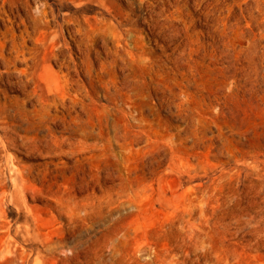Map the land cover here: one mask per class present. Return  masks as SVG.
<instances>
[{"label":"rangeland","instance_id":"obj_1","mask_svg":"<svg viewBox=\"0 0 264 264\" xmlns=\"http://www.w3.org/2000/svg\"><path fill=\"white\" fill-rule=\"evenodd\" d=\"M185 2L200 14L172 21L177 63L156 44L164 65L152 73L128 54L106 58L121 57L106 76L133 72L141 108L132 124L118 115L116 141L92 119L82 139L56 125L42 142V127L20 130L18 147L1 142L0 264H264V0ZM83 5L69 10L108 34L124 27ZM146 7L135 15L143 33ZM7 96L3 116L33 109L21 90Z\"/></svg>","mask_w":264,"mask_h":264},{"label":"bare ground","instance_id":"obj_2","mask_svg":"<svg viewBox=\"0 0 264 264\" xmlns=\"http://www.w3.org/2000/svg\"><path fill=\"white\" fill-rule=\"evenodd\" d=\"M85 1L0 0V145L3 142L6 147H18L20 130L29 132L34 128L38 134L41 127L47 130L46 135L37 136L42 142L44 138L54 136L56 125L62 127L61 137L65 140H72V134H80L82 139L94 132L92 119L98 125L99 134H106L110 142L116 141L120 130L118 115H125L126 123L132 124L131 119L137 120L141 108L130 80L135 76L133 72L106 76L108 68L121 64V57H114L112 61L106 58L115 53L128 54L152 73L164 65L163 59L157 61L153 54V44H156L165 50L171 64L177 63L182 44L177 43L172 21L183 17L191 19L196 13L200 14V11L188 10L185 0H161L162 5L156 0H126L128 10L120 9L114 0H90L102 9L101 13L108 12L116 19L119 27L124 25L119 31L115 23L111 24L113 28L108 34L107 29L99 28V24L83 21L72 10L70 12L69 8L77 10ZM191 1L201 5L220 0ZM222 2L215 7L226 9L228 0ZM143 5L148 8V15L141 16L150 30L147 33L135 27L136 11ZM110 41L115 49L109 46ZM99 43L106 49L100 50ZM168 49L174 51L168 53ZM53 62L60 73H54ZM120 66L124 68L126 64L122 62ZM8 89L23 92V99L17 101L32 104L30 113L19 107L10 115H2L7 102L2 101L1 93L8 98ZM90 108H94L91 114ZM17 119L19 122L14 121ZM9 163L5 169L11 168ZM3 198L4 195L0 197V215L5 214L1 206ZM8 246L3 238L0 243L2 257L8 256Z\"/></svg>","mask_w":264,"mask_h":264}]
</instances>
